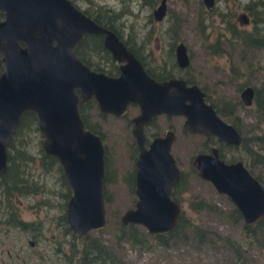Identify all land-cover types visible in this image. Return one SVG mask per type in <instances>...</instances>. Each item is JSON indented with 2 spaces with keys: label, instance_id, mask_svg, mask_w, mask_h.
<instances>
[{
  "label": "water",
  "instance_id": "1",
  "mask_svg": "<svg viewBox=\"0 0 264 264\" xmlns=\"http://www.w3.org/2000/svg\"><path fill=\"white\" fill-rule=\"evenodd\" d=\"M209 7L213 0H202ZM164 0L152 9L160 18ZM0 174L6 167V144L22 111L31 110L41 132L40 147L55 156L69 189L64 214L73 234L89 238V230L105 222L102 195L104 147L98 132L86 126L77 105L92 97L99 112L120 115L129 103L137 146L134 169L135 199L122 209V223L135 222L150 233L171 229L180 213L170 197L181 169L169 150L171 127L153 134L143 144V125L158 113L182 115L186 132L212 134L218 140L240 144L236 126L219 115L204 90L181 76L155 78L137 55L110 27L97 22L71 0H0ZM239 22L246 21L239 12ZM84 33H99L101 44L119 61L116 73L92 68L75 55L74 44ZM21 42V43H19ZM174 56L186 64L185 44H174ZM251 84L240 89L244 103ZM189 165L215 190L233 202L242 220L251 223L264 213V187L240 158L225 160L216 145L193 152Z\"/></svg>",
  "mask_w": 264,
  "mask_h": 264
},
{
  "label": "rangeland",
  "instance_id": "2",
  "mask_svg": "<svg viewBox=\"0 0 264 264\" xmlns=\"http://www.w3.org/2000/svg\"><path fill=\"white\" fill-rule=\"evenodd\" d=\"M73 1L81 8L100 4L120 10L117 21H120V35L133 43L145 59L151 57L149 64L164 61L168 65L166 56H173L170 45L181 40L189 57L186 72L204 87L213 102H218L219 98H238L239 88L244 84H251L254 91L264 87V46L243 45L230 36L225 22L229 16L236 28L250 27V16L243 8L249 0H213L209 7L202 0H165V12L160 18L151 15V9L158 0ZM261 1L264 10V0ZM239 12L247 15L246 21L239 22ZM259 26L264 30V22ZM91 60L98 63V59ZM136 109V105H129L122 115L100 113L94 100L83 107L88 121L98 125L105 146L108 162L105 193L116 197L104 201L105 222L89 230L94 241L100 239L112 244L124 264H264V218L255 235H245L242 218H232L234 204L231 199L224 192L215 190L189 165L190 155L201 147L204 136L183 131L182 116L179 114H156L147 126L146 134L150 136L153 131L162 132L166 126L173 129L170 151L184 173L187 186L176 194L182 208L183 228L164 237L163 242L150 234L143 245L124 239L117 241L114 230L119 214L123 208L133 204L134 198L132 190L121 182L119 174L131 166L128 155L132 137L128 117ZM236 112L245 144L262 152L264 157V113L258 114L253 102L241 103ZM220 115L228 120V116ZM39 136L33 131L28 135L33 161L27 167V175L42 182L43 187L11 198L15 199L13 203L24 218H38L40 233L33 236L34 241L29 243V231L0 222V264H72V259L69 262L64 253L67 241H63V234L56 223L63 207V195L58 192L64 189L58 183L54 169L43 170L38 165ZM216 144L224 159L240 158L247 162L251 172L257 173L259 181L264 184V164L250 162L245 146ZM110 178L113 181L110 182ZM189 194L203 197L215 208L188 207L186 198ZM35 200L38 205L33 204ZM192 224L203 228V234L193 232L190 228ZM223 236L232 238L237 248L232 249Z\"/></svg>",
  "mask_w": 264,
  "mask_h": 264
},
{
  "label": "trees",
  "instance_id": "3",
  "mask_svg": "<svg viewBox=\"0 0 264 264\" xmlns=\"http://www.w3.org/2000/svg\"><path fill=\"white\" fill-rule=\"evenodd\" d=\"M261 0H249L243 4V8L246 9L247 13L250 16L251 26L248 28H236L234 22L231 21L230 17L225 19L226 27L230 32V36L236 38L237 40L241 41L243 45H263L264 46V30H261L262 23L264 22V10L263 4ZM82 10L86 12L89 16H91L97 22H100L111 29H113L120 38L126 43V45L137 55L142 56L139 52L138 48L133 45V43L129 42L127 38H124L120 35L119 30V22L118 17L121 14L120 10H113L108 7L101 6L100 4L92 5L91 7H83ZM100 34H98V38L96 35L85 33L82 36L80 41H98L99 49L103 52L104 56H109L108 51L101 45L100 43ZM172 48V45H170ZM78 57L87 63L89 66L93 68H101L108 73H112L113 71L103 68L101 66L98 67L97 62H93L89 56H82L77 49H75ZM154 75V74H153ZM162 77L164 75H155ZM186 79L191 80L190 77H186ZM261 91V92H260ZM205 98L210 101L216 111L219 114H223L228 118V121L232 122L236 120L232 117L233 108L235 106L236 100L231 98H219L218 102H213L207 92L205 93ZM93 100L92 98L88 99L84 103L79 104L78 112L86 126H88L91 130L96 131L100 134L98 125L95 122H89L86 115L83 112V107L89 103V101ZM252 102L255 104V109L257 110L258 114L264 113V87L255 89ZM226 103V104H225ZM101 113V112H100ZM234 118V119H233ZM237 124V122H234ZM237 126V125H236ZM38 132L39 137L37 139V151H38V165L43 170L54 169L57 172L58 181L64 184V178L61 173V168L59 163L57 162L55 156L46 154L40 147V138L41 132L36 125L35 115L31 110H24L21 112L18 122L14 127V130L10 134L6 144V167L5 171L0 174V196L6 199L11 198L16 194H25L30 191H34L37 188L42 189L43 185L42 182L38 181L37 179L33 178L32 176L27 175V167L33 161V156L31 155L30 149V142L28 139L29 132ZM211 135L204 136L202 140L201 147L198 150H205L210 142ZM244 143V142H243ZM240 146H244V144ZM249 153L253 155V159H258L264 164V157L263 156H256L255 157V150L251 148H246ZM221 155V154H220ZM222 156V155H221ZM253 160V161H254ZM194 169V168H193ZM106 170V168H105ZM107 174L106 171L104 172V180H106ZM119 178L127 183L132 182V173L130 171L120 172ZM111 180V178L109 179ZM187 188L184 173L181 171L180 177L177 182L172 186V193L175 199H177L176 194H179L181 191ZM66 194L64 195V197ZM63 197V198H64ZM106 197L104 198V201ZM7 202V201H6ZM187 206L192 209H201V208H215L214 204H211L203 197L196 195V194H189L186 198ZM64 203V202H63ZM231 215L232 218H239L240 214L236 207L233 205L231 208ZM64 213L61 212L60 218L64 222ZM264 216L258 218L257 220L251 223H245L242 220V227L244 229V233L247 236L255 235L258 225L261 224ZM188 222V221H187ZM183 223L182 219V208L178 217L175 221L174 226L165 231L159 233H150L144 229V227L135 222H125L122 223L120 220L118 221L117 225L115 226L114 236L116 237L117 241L120 239H124L129 243H136L138 245H143L144 241L147 239L148 234L155 237L159 242L165 241L164 237L167 235L172 234L174 231H179L182 229L181 227ZM67 228V226H65ZM193 232H197L201 235L203 234V228L199 227L198 225L192 224L190 226ZM223 239L228 243V245L235 249L237 248V243L227 236H223ZM116 241V242H117ZM82 244L85 246L84 250H77L76 252L72 251L71 254L68 256V260L72 259V264H124L123 260L119 255L116 254L112 244L107 243L103 240L98 239V241H94L93 237H90L88 241H83Z\"/></svg>",
  "mask_w": 264,
  "mask_h": 264
},
{
  "label": "flooded vegetation",
  "instance_id": "4",
  "mask_svg": "<svg viewBox=\"0 0 264 264\" xmlns=\"http://www.w3.org/2000/svg\"><path fill=\"white\" fill-rule=\"evenodd\" d=\"M72 1V3L74 4V5H76L77 7H79L73 0H71ZM159 2V0L157 1V3ZM164 2H165V0H164ZM156 3V4H157ZM156 4L152 7V9L156 6ZM81 10H82V8L81 7H79ZM152 9H151V15H152ZM83 11V10H82ZM164 12H165V10H164ZM86 13V12H85ZM2 16V14H1V12H0V17ZM239 16V15H238ZM246 17H247V15H246ZM239 18H241L240 16H239ZM85 34V33H84ZM83 34V35H84ZM88 34H93V35H96V37L98 38V34L99 33H88ZM82 35V36H83ZM82 36H81V38L74 44V47H73V50H74V53H75V55L76 56H78L77 55V53L75 52V49H77V52H79L82 56H89L90 57V59H98V67L99 66H101V67H103V68H106V69H109V70H111V71H113L112 73H116L117 72V65H118V63H119V61H117L116 59H114L113 57H111L110 56V54H109V56H104L103 55V52L99 49V46H98V41H96V40H92V41H80L81 39H82ZM100 39V43H101V38H99ZM122 39V38H121ZM178 41V40H177ZM177 41H175L174 42V44L177 42ZM19 43H21V42H19ZM174 44L172 45V50H171V52H172V55L173 56H166V59H168V61H169V63H168V65L166 64V62H160V63H148L149 62V60L150 59H152L151 57H149V59L147 60V59H145V57L144 56H137L138 58H139V60L141 61V63H142V65L144 66V68H145V70L149 73V74H151L153 77H155V78H162V77H166V76H181V77H183L184 79H185V81L186 82H195V83H197L196 81H194V79L192 78V76H191V74L190 73H187L186 72V67H187V65H188V62H189V57H188V61H187V63L186 64H184V65H182V64H179V62H178V60L176 59V56H174ZM102 45V44H101ZM106 49V48H105ZM107 50V49H106ZM109 53V52H108ZM84 62V61H83ZM87 64V63H86ZM88 65V64H87ZM89 66V65H88ZM91 67V66H90ZM93 68V67H92ZM0 69H1V65H0ZM97 69H101V68H97ZM103 70V69H102ZM105 71V70H104ZM154 74V75H153ZM164 75V76H162V77H159V76H155V75ZM186 77H190L191 78V80H188V79H186ZM198 84V83H197ZM199 85V84H198ZM245 85V84H244ZM243 85V86H244ZM203 90H204V92L206 93L207 91L204 89V87H202L201 85H199ZM243 86H241L240 88H239V91H238V98H236V99H234V100H236L237 102L235 103V106H234V108H233V114H232V117H234L235 119L236 118H239V116H238V114H237V112H236V110H237V107L242 103L243 105L244 104H249V103H251L252 102V96H253V93H254V90H253V93H252V96H251V99H250V102L249 103H244V101H243V96H241L240 95V89L243 87ZM253 88V87H252ZM208 94V93H207ZM204 97H205V94H204ZM90 98H92V97H90ZM90 98H88V99H90ZM87 99V100H88ZM93 99V98H92ZM206 99V98H205ZM86 100V101H87ZM94 100V99H93ZM207 100V99H206ZM208 101V100H207ZM85 102V101H84ZM84 102H82V103H84ZM95 102V101H94ZM210 102V101H209ZM211 103V102H210ZM79 104H81V103H79ZM78 104V105H79ZM226 104V103H225ZM77 105V106H78ZM129 105H136L135 103H129V104H127V106H129ZM211 105L214 107V105L211 103ZM127 106H126V108H127ZM136 107H137V105H136ZM78 108V107H77ZM215 108V107H214ZM137 110V109H136ZM216 110V109H215ZM217 112V111H216ZM106 113H110V112H106ZM124 113V112H123ZM122 113V114H123ZM218 113V112H217ZM122 114H120V115H122ZM133 114V113H132ZM159 114V113H158ZM162 114H164V113H162ZM219 114V113H218ZM165 115V114H164ZM171 115H173V114H171ZM180 115V114H179ZM220 115V114H219ZM130 116V115H129ZM166 116H168V115H166ZM182 116V115H181ZM233 118V119H234ZM128 119H129V117H128ZM152 120H153V118H151L147 123H145L144 125H143V128H142V130H143V133H144V135H145V137H144V140H143V144L144 145H147V141L151 138V136L153 135V134H161V133H163V131L165 130H163L162 132H157V131H153V132H151L150 133V136H147V134H146V128H147V126L150 124V122H152ZM182 120V119H181ZM234 122H237L238 123V121H236V120H234V121H232V123L236 126V128L238 129V131L240 132V130H239V127H238V124H236V123H234ZM129 123H130V120H129ZM166 127H170V126H166ZM165 127V128H166ZM182 129V128H181ZM173 130V129H172ZM183 130V129H182ZM184 131V130H183ZM186 132V131H185ZM190 133H196V132H190ZM130 134H131V131H130ZM200 134V133H199ZM240 134H241V136H242V142L240 143V144H238V145H236V144H232V143H228V142H223V141H221V140H218V139H216L215 137H214V135H212V134H210L211 135V139H210V142H209V144H208V146H207V148L209 147V145H216L217 146V151H218V154L220 155L221 154V152L218 150V145L216 144V143H223V144H226V145H231V146H240L243 142V144H244V146H245V154H246V156H247V158H248V160L250 161V162H253V155L251 154V153H249L248 151H247V149L246 148H251L250 146H247V144H245V136H243V134L240 132ZM203 136H208V135H204V134H202ZM131 137H132V134H131ZM173 137V136H172ZM172 140V139H171ZM132 147H131V149H130V146H129V155H128V157H129V160H131V166L126 170V171H130L131 173H132V182L129 184V183H127V182H125V181H121V182H123L125 185H126V188L127 189H131L132 190V192H133V194H134V198H133V202H134V199H135V193H134V169H135V158H136V154H137V146H136V144H135V142H134V139H133V137H132ZM103 143V142H102ZM171 143V142H170ZM103 147H104V172L106 171L105 170V168H107V165H108V162H107V154H106V150H105V146H104V144H103ZM252 149V148H251ZM169 150H170V147H169ZM206 150V149H205ZM252 150H255V149H252ZM196 151H198V150H196ZM171 152V151H170ZM195 152V151H194ZM255 157L256 156H258L259 157V155L260 156H263V154H262V152H259L258 150H255ZM173 155V154H172ZM222 155V154H221ZM220 155V156H221ZM174 156V155H173ZM222 158H223V156H221ZM232 159H236V158H229V159H225V160H232ZM176 160V159H175ZM255 162H257V163H262L261 161H259L258 159H256V160H254ZM243 162V161H242ZM243 164L247 167V169L251 172V170H250V168H249V164L247 163V162H243ZM263 164V163H262ZM252 173V172H251ZM258 180H259V178H258V174L257 173H252ZM111 181H113L112 179L110 180V182ZM104 182H105V180H104V177H103V184H102V195H103V200H104V198L106 197V199L107 198H112V199H114V198H116V197H114L113 195H111L110 193H105V184H104ZM260 182V181H259ZM59 184H61L62 186H63V191H59L58 193L59 194H61V195H63V197H64V195L66 194V196L63 198L62 197V205H63V207H62V210H61V212H63L64 213V207H65V201H66V199H67V197H68V195H69V189H68V187H67V185L64 183V184H62L61 182H58ZM261 183V182H260ZM262 184V183H261ZM262 186L264 187V184H262ZM170 197H172L173 199H175L174 198V196H173V193H172V189H171V191H170ZM108 196V197H107ZM175 200H177V199H175ZM7 201V202H6ZM13 201H15V199L13 200V198H9V199H6V198H3V197H1L0 198V202H1V206H0V222L1 223H3L5 226H16V227H18V228H21V229H24V230H26V231H29L30 232V238H28V242L29 243H32V241H34V238H33V236H37V235H39V231H40V223H39V220H38V218L37 219H35L34 217H32L31 219H27V218H24L22 215H21V213H20V211H19V208L17 207V205H16V203L14 202L13 203ZM178 201V200H177ZM64 202V203H63ZM178 203H179V201H178ZM33 204L34 205H38V201L37 200H35L34 202H33ZM179 205H180V203H179ZM181 207V206H180ZM181 211V210H180ZM61 212H60V214H61ZM60 214H58V216H57V219H56V223H57V226H59V228H60V231H61V233L63 234L62 235V239H63V241H67V245H66V251L64 252L65 253V256H66V258H68V256L71 254V252L72 251H74V252H76L77 250H84L85 249V246L82 244V240L85 242V241H88L89 240V238L90 237H92V236H90V233H89V238L88 239H83L80 235H78V234H73L72 232H71V230H70V228H69V226H68V224H67V222H66V218H65V214H64V216H63V218H64V222H63V220L60 218ZM262 216H264V213H263V215ZM261 216V217H262ZM260 217V218H261ZM65 226H67V228L65 227ZM34 233H36V234H34ZM56 242H58V240H56Z\"/></svg>",
  "mask_w": 264,
  "mask_h": 264
},
{
  "label": "bare ground",
  "instance_id": "5",
  "mask_svg": "<svg viewBox=\"0 0 264 264\" xmlns=\"http://www.w3.org/2000/svg\"><path fill=\"white\" fill-rule=\"evenodd\" d=\"M224 142V141H223Z\"/></svg>",
  "mask_w": 264,
  "mask_h": 264
}]
</instances>
